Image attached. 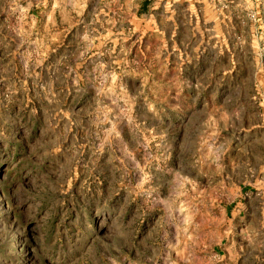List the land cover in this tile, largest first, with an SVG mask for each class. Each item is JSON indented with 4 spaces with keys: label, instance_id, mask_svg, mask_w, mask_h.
Returning <instances> with one entry per match:
<instances>
[{
    "label": "rangeland",
    "instance_id": "rangeland-1",
    "mask_svg": "<svg viewBox=\"0 0 264 264\" xmlns=\"http://www.w3.org/2000/svg\"><path fill=\"white\" fill-rule=\"evenodd\" d=\"M6 1L0 264H264V0H151L125 36L92 0L54 44L49 0Z\"/></svg>",
    "mask_w": 264,
    "mask_h": 264
},
{
    "label": "crops",
    "instance_id": "crops-1",
    "mask_svg": "<svg viewBox=\"0 0 264 264\" xmlns=\"http://www.w3.org/2000/svg\"><path fill=\"white\" fill-rule=\"evenodd\" d=\"M41 1L42 0H7L6 4L8 3L10 8H14V10L17 11V19L21 24H24L27 19L31 23H34V19L38 18L37 12L42 10V5H40ZM91 1L92 0H49L47 2V11L45 10V17L48 19L47 26L57 27L54 34H48L49 44H54L55 42L59 43L64 40L66 35H71L73 26H75V30L78 26L80 27V25L81 28L87 26V16L91 6H93ZM96 1H101L102 3L100 7H102L103 10L102 13L98 15V17H103L105 19L102 23L106 25L111 23L116 25L115 29L118 30L116 33H120L123 36L130 34L131 25H135L136 16L139 15L142 17V15H146L152 7L151 0ZM96 7H98V5H96ZM45 17L43 16L42 19ZM91 22H93V20H91ZM24 33V30L20 31L19 37L21 40L27 39ZM83 33H86V31L82 30L80 34ZM40 36L44 37L45 35L41 34ZM31 38L37 40L36 36H32ZM40 40H42V38ZM51 51L52 49H49L47 55H50ZM126 97L130 98L129 95H126ZM111 100H115L116 104H118L122 99L118 95L111 97Z\"/></svg>",
    "mask_w": 264,
    "mask_h": 264
}]
</instances>
